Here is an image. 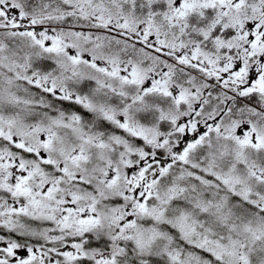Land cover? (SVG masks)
Listing matches in <instances>:
<instances>
[{
  "label": "snow or ice",
  "instance_id": "snow-or-ice-1",
  "mask_svg": "<svg viewBox=\"0 0 264 264\" xmlns=\"http://www.w3.org/2000/svg\"><path fill=\"white\" fill-rule=\"evenodd\" d=\"M0 264H264V0H0Z\"/></svg>",
  "mask_w": 264,
  "mask_h": 264
}]
</instances>
